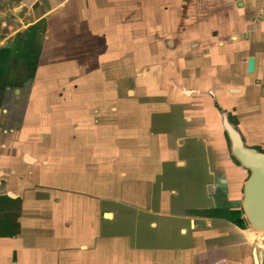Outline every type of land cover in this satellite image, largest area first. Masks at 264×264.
I'll use <instances>...</instances> for the list:
<instances>
[{"label": "flooded vegetation", "instance_id": "obj_1", "mask_svg": "<svg viewBox=\"0 0 264 264\" xmlns=\"http://www.w3.org/2000/svg\"><path fill=\"white\" fill-rule=\"evenodd\" d=\"M144 1L147 2L145 7L140 4ZM115 10V0H0V50L14 46L10 58L0 61V264H37L36 259L40 257L43 264H47L46 257L48 264H61L62 259L76 264L74 260L87 251L85 245L88 251L96 247L102 254L104 260L99 264H116L115 256L123 249L142 248L129 239L121 246L116 240L108 241L111 235L99 233L89 244H79V252L71 255L69 236L64 233L69 229L65 212L59 216L60 232L36 234L33 231L35 220L26 221L22 205L29 187L15 191L9 184L15 177L23 178L12 166L13 158L18 157L27 166L48 164L49 155L38 156L29 144L38 142V137L43 135L55 97L62 105L67 103L75 94L64 93L67 85L76 87L78 77L101 70L116 59L123 62L119 54L125 42L128 49L133 50L130 57L136 68L146 69L145 78L153 77L172 101L187 107V120H196L190 117L195 115V109L202 107L200 93H192L191 87L183 85L187 82H210L212 85L204 92L211 98L210 106L217 112H227L238 129V118H242L241 113L245 115L243 109L248 107L242 99L251 95L249 89L259 87L264 101V0H128L118 7V12ZM201 19L212 23V37L208 41L199 40L198 31L195 34ZM35 32L41 39L27 36ZM28 37V44L23 43ZM11 41L15 44L11 45ZM58 55L59 60L55 59ZM249 58H253L251 69ZM149 95L146 100H150ZM226 95L234 96L235 104L231 109L219 105L218 98L226 102ZM161 101L163 106L161 111H156L158 113L165 111V99ZM154 105L157 104L149 101L146 109L152 112ZM204 108L208 111L206 114H210L204 122L207 120L209 126L215 124L216 113ZM261 113L263 115L264 111ZM196 124L201 127L199 121ZM250 132L254 135L252 129ZM224 136L229 150L225 132ZM251 147L264 151L260 146ZM246 171L245 180L249 175ZM27 184L38 185L29 181ZM170 190L162 189L157 205L144 206L151 211H141L170 217L187 216L188 221V216L223 218L232 215L246 225L242 197L235 210L215 212L198 204L194 206L197 209L185 208L179 214L171 210L177 202L172 197L178 193L175 190L172 194ZM13 203L18 204V210ZM98 207L100 210L94 213L101 215L102 220H114L111 209L101 202ZM107 213L111 216L107 217ZM250 245L247 253L239 254L233 264H264V247L254 249L252 242ZM232 255L231 249L198 253L194 258L182 253L178 259L170 255L168 264H188L189 259L192 262L195 259L197 264H232L229 260Z\"/></svg>", "mask_w": 264, "mask_h": 264}, {"label": "rangeland", "instance_id": "obj_2", "mask_svg": "<svg viewBox=\"0 0 264 264\" xmlns=\"http://www.w3.org/2000/svg\"><path fill=\"white\" fill-rule=\"evenodd\" d=\"M198 23L197 38L208 41L212 23L203 19ZM30 35L41 39L39 33ZM29 38L23 43L28 44ZM127 44L120 48L123 62L116 59L101 70L78 77L76 87L67 85L64 93H75L67 103L62 105L55 97L52 114L45 116L43 135L29 144L38 156L49 155L48 164L27 166L18 157L11 161L23 176L9 181L12 189L29 187L22 203L26 221L35 220L36 234L60 232L59 216L65 212L69 229L64 233L69 236L71 255L79 252V244H89L99 233L111 235L108 241L116 240L121 246L126 239L142 247H164L182 240L187 243L192 238L187 219L147 214L135 207L157 205L162 189L177 191L171 210L179 214L185 208L211 203L213 197L209 170L214 163L211 151L198 137L205 136V129L187 120V107L172 101L153 77L145 78L146 69L136 68L130 57L133 50ZM13 51L14 46L5 49V59ZM249 91L251 95L242 99L248 106L243 109L245 115L241 113L242 120L264 138L260 88L254 86ZM148 95L150 100H146ZM163 99L165 111L158 113ZM149 101L157 104L152 112L146 109ZM180 141L185 146L178 151ZM179 157L185 159L184 167L178 166ZM27 181L38 185H28ZM100 202L113 211L114 220H102L94 213L100 210ZM13 205L18 210V204ZM150 221H155L156 227ZM181 226L188 231L184 236L179 234Z\"/></svg>", "mask_w": 264, "mask_h": 264}, {"label": "crops", "instance_id": "obj_3", "mask_svg": "<svg viewBox=\"0 0 264 264\" xmlns=\"http://www.w3.org/2000/svg\"><path fill=\"white\" fill-rule=\"evenodd\" d=\"M128 0H115V13L118 12V7L124 2ZM128 3V2H127ZM140 4L143 7L147 6V2H141ZM114 6V5H113ZM5 49L0 50V61L5 60ZM186 87H191L192 93L193 91L199 92L200 97L199 100L202 101V107H199L194 113L193 117H190L196 123L199 121L201 125L200 128L205 129V136L201 134L200 140L206 144V147L209 151H211V159L213 161V167L210 168V175L212 177V181L210 186L212 187V191L210 195L212 197L211 203L200 205L203 208H207V210L220 212L221 210H225L231 208L235 210L237 206H239V201L242 197V186L244 180L247 176V171L239 164H236L227 148V143L224 136V131L220 124L219 112L216 111L212 106H210L211 98L206 97L204 92L210 88L212 85L210 82L196 80L193 82L183 83ZM191 95L188 96V98ZM226 102H222L218 98L219 105L226 109H231L233 104H235L234 96L226 95ZM209 101V102H208ZM204 104V105H203ZM208 107L211 113H216V123L213 125H208V121L204 122V119L209 118L210 114H206L204 109ZM205 124V126L203 125ZM207 124V126H206ZM238 127L242 134L245 137V142L250 146H260L262 150H264V138L263 136H259L258 134H252L249 128V124H245L242 118L239 116L238 118ZM180 141L178 144V151L185 146V143ZM177 149V148H176ZM178 153V152H177ZM178 154H181L178 153ZM181 158V157H179ZM177 163L180 167H184L186 165L185 159L178 160ZM173 189L170 190L172 193ZM167 193H169L167 191ZM176 193V192H175ZM173 194V193H172ZM137 210H144V206H136ZM209 208V209H208ZM193 209H197L194 207ZM230 209V211H231ZM146 211H151V209H145ZM223 212V211H221ZM107 217H110L111 214L107 213ZM190 218L189 228L192 231V238L189 242L182 241H174L172 245H167V247H156V246H147V247H132L128 246L126 250H122L120 255L115 256L116 264H168V260H170V255L175 256L176 259L181 258V254L188 255L189 257L194 258V256L198 253L208 252V251H221L223 249H231L234 255H232L231 262L233 264L234 260H237L242 252L247 253L248 248L251 243L249 238L247 226L241 222V220L235 219L232 215L227 217H220L217 215L215 218H207L202 216H188ZM187 218V216L185 217ZM205 221V224L202 223ZM213 221V223H210ZM215 221V222H214ZM152 226L156 227L155 222L150 223ZM187 229L184 226L179 228V234L184 236L187 233ZM87 245L84 246V251L82 252L84 256H78L74 261L76 264H99L102 262V254L99 253L97 248H93L88 251L86 248ZM187 256V257H188ZM46 263L48 264L49 258L46 257ZM173 258V257H172ZM71 260L62 259L60 260L61 264L63 262L70 263ZM188 264H197L195 259H189ZM37 264H43L42 258L36 259ZM196 262V263H195ZM71 264V263H70ZM181 264V263H180ZM184 264V263H183ZM210 264V263H207Z\"/></svg>", "mask_w": 264, "mask_h": 264}, {"label": "water", "instance_id": "obj_4", "mask_svg": "<svg viewBox=\"0 0 264 264\" xmlns=\"http://www.w3.org/2000/svg\"><path fill=\"white\" fill-rule=\"evenodd\" d=\"M253 58H249V69ZM220 124L229 141L230 155L249 175L243 184L241 207L253 248L264 247V151L249 146L227 112H219Z\"/></svg>", "mask_w": 264, "mask_h": 264}]
</instances>
